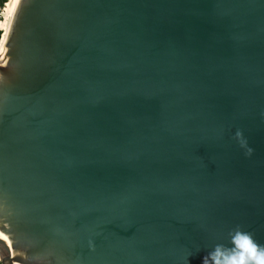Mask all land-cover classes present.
Returning <instances> with one entry per match:
<instances>
[{"label": "water", "instance_id": "95a60500", "mask_svg": "<svg viewBox=\"0 0 264 264\" xmlns=\"http://www.w3.org/2000/svg\"><path fill=\"white\" fill-rule=\"evenodd\" d=\"M4 47L0 264L264 244V0H21Z\"/></svg>", "mask_w": 264, "mask_h": 264}, {"label": "clouds", "instance_id": "9594fccd", "mask_svg": "<svg viewBox=\"0 0 264 264\" xmlns=\"http://www.w3.org/2000/svg\"><path fill=\"white\" fill-rule=\"evenodd\" d=\"M234 137L245 150V156L254 153L255 149L249 145L243 129H237ZM201 264H264V244L238 225L228 231L226 242L214 243L203 253Z\"/></svg>", "mask_w": 264, "mask_h": 264}, {"label": "snow or ice", "instance_id": "6c2138e0", "mask_svg": "<svg viewBox=\"0 0 264 264\" xmlns=\"http://www.w3.org/2000/svg\"><path fill=\"white\" fill-rule=\"evenodd\" d=\"M20 2L21 0H11V6L6 8L7 15L5 17V23L0 24V28L4 29V35L2 38H0V59H3V54L4 52H6L4 44L9 35V28L11 25L12 18L16 13ZM0 238L4 239L5 241L8 240V237L5 236L3 233H0Z\"/></svg>", "mask_w": 264, "mask_h": 264}, {"label": "bare ground", "instance_id": "6f19581e", "mask_svg": "<svg viewBox=\"0 0 264 264\" xmlns=\"http://www.w3.org/2000/svg\"><path fill=\"white\" fill-rule=\"evenodd\" d=\"M10 6H11V0H7V2L5 3V7L3 9V17L0 19V24L5 23V17L7 15L6 8H8ZM0 30H1L0 38H2L4 35V29L0 28Z\"/></svg>", "mask_w": 264, "mask_h": 264}, {"label": "rangeland", "instance_id": "374dc122", "mask_svg": "<svg viewBox=\"0 0 264 264\" xmlns=\"http://www.w3.org/2000/svg\"><path fill=\"white\" fill-rule=\"evenodd\" d=\"M7 0H3V2L0 3V19L3 17V9L5 7V3Z\"/></svg>", "mask_w": 264, "mask_h": 264}, {"label": "trees", "instance_id": "16d2710c", "mask_svg": "<svg viewBox=\"0 0 264 264\" xmlns=\"http://www.w3.org/2000/svg\"><path fill=\"white\" fill-rule=\"evenodd\" d=\"M3 2V0H0V3ZM0 35H1V30H0Z\"/></svg>", "mask_w": 264, "mask_h": 264}]
</instances>
